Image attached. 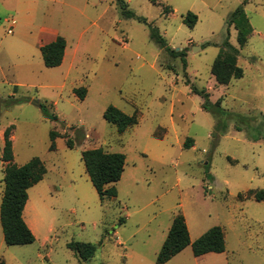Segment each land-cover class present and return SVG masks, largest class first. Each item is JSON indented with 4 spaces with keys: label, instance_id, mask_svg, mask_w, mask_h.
Instances as JSON below:
<instances>
[{
    "label": "rangeland",
    "instance_id": "374dc122",
    "mask_svg": "<svg viewBox=\"0 0 264 264\" xmlns=\"http://www.w3.org/2000/svg\"><path fill=\"white\" fill-rule=\"evenodd\" d=\"M122 1L177 54L125 18L118 0H0V216L9 127L14 163L40 158L47 169L28 190L23 214L35 242L8 246L0 217V260L157 264L181 214L192 243L222 227L226 251L195 257L190 245L166 264H264V202L243 201L264 190V0ZM245 1L252 34L240 48L227 22ZM189 12L198 16L192 27L184 23ZM59 36L67 54L47 68L40 48ZM227 40L244 77L220 85L212 68ZM192 86L208 93L209 111ZM110 106L139 123L119 134L104 119ZM51 131L60 136L56 151H49ZM98 148L126 157L117 197L104 203L82 160ZM72 243L97 249L85 260Z\"/></svg>",
    "mask_w": 264,
    "mask_h": 264
},
{
    "label": "trees",
    "instance_id": "16d2710c",
    "mask_svg": "<svg viewBox=\"0 0 264 264\" xmlns=\"http://www.w3.org/2000/svg\"><path fill=\"white\" fill-rule=\"evenodd\" d=\"M123 16L127 19H134L151 30V38L161 47L173 54L175 50H170L167 42L159 33L157 28L149 24L147 19L138 16L129 9L126 2L118 0ZM245 1L235 12H233L227 22L228 27H234L238 34V43L240 48H244L252 34L250 20L245 12ZM168 11V10H167ZM166 11V12H167ZM198 22V16L189 12L184 17V23L189 27L195 26ZM67 42L64 37L59 36L53 42L41 47L44 64L47 68H56L61 66L65 58ZM239 50L233 47L229 40L224 43V50L221 51L212 68V75L220 85H229L232 80L242 79L244 71L238 66ZM192 92L201 96L205 102L203 107L209 111L212 104L209 102V95L205 90H199L192 86ZM75 93L84 100L87 95L86 88L75 90ZM45 116L57 120V116L50 115L49 108L45 104L40 105ZM104 119L117 128L119 134H124L129 128L139 123L138 116L127 115L118 108L110 106L104 113ZM14 126L9 127L5 132V145L3 149V160L7 163L5 167V191L1 205V224L5 242L8 246H24L35 242V236L24 219V210L29 196L28 190L41 182L47 174V169L40 158H33L27 164L18 166L14 163L13 141L11 134ZM59 134L51 131V144L49 151H56L57 139ZM66 145L73 149V141L66 137ZM192 140H187L185 147H191ZM86 172L96 189L100 200L104 203L106 200L117 197L115 185L121 180L126 157L121 153H109L102 148L87 150L82 154ZM242 197V195H241ZM254 199L257 202H264V190H251L245 196V200ZM192 245L195 257H200L210 253H224L226 251L225 232L222 227L211 228L194 243L191 242V235L186 219L183 215H177L174 218L169 234L158 254L157 264H166L188 246ZM69 248L81 254L85 260L92 258L97 247L92 244L72 243ZM86 255H84V254ZM0 264H7L4 259Z\"/></svg>",
    "mask_w": 264,
    "mask_h": 264
},
{
    "label": "bare ground",
    "instance_id": "6f19581e",
    "mask_svg": "<svg viewBox=\"0 0 264 264\" xmlns=\"http://www.w3.org/2000/svg\"><path fill=\"white\" fill-rule=\"evenodd\" d=\"M31 223H32V226H33V227H36V225H35V223H34V222H31Z\"/></svg>",
    "mask_w": 264,
    "mask_h": 264
},
{
    "label": "crops",
    "instance_id": "0c3cea01",
    "mask_svg": "<svg viewBox=\"0 0 264 264\" xmlns=\"http://www.w3.org/2000/svg\"><path fill=\"white\" fill-rule=\"evenodd\" d=\"M53 41H54V40H53ZM53 41H51V42H53ZM51 42H49V43H51ZM49 43H48V44H49ZM45 45H46V44H45ZM43 46H44V45H43ZM40 49H41V48H40ZM66 54H67V53H66ZM245 201H246V200H245ZM224 232H225V231H224ZM225 239H226V235H225Z\"/></svg>",
    "mask_w": 264,
    "mask_h": 264
},
{
    "label": "built area",
    "instance_id": "2783aa9c",
    "mask_svg": "<svg viewBox=\"0 0 264 264\" xmlns=\"http://www.w3.org/2000/svg\"><path fill=\"white\" fill-rule=\"evenodd\" d=\"M12 33V32H11Z\"/></svg>",
    "mask_w": 264,
    "mask_h": 264
}]
</instances>
